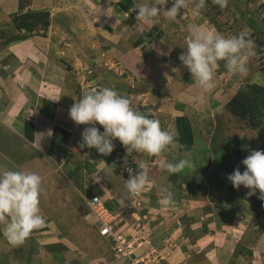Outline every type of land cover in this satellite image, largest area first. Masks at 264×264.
Instances as JSON below:
<instances>
[{"label":"rangeland","instance_id":"374dc122","mask_svg":"<svg viewBox=\"0 0 264 264\" xmlns=\"http://www.w3.org/2000/svg\"><path fill=\"white\" fill-rule=\"evenodd\" d=\"M120 2L130 8L124 10ZM173 2L169 0L165 10ZM140 3L142 0H0V24L7 22L10 26L6 29L8 36L11 33L26 37L46 36L49 29L55 31L54 25L64 30L65 42L73 48L69 60L63 61L66 68L61 81L65 94H76L78 90L80 99L86 91L101 87L120 89L118 94L128 99L139 95L131 102L133 109L159 120L161 128L176 137V143V117L184 116L191 128V146L184 149L190 152L195 167L173 175L160 169L158 160L164 158L176 162L182 158L185 152L179 151L175 144L161 157H150L135 151L127 154L126 146L115 139L114 150L108 156L98 153L95 148H88L83 169L82 158L78 159L83 156L77 149L79 146L74 142L75 147L73 143L69 144L67 136L70 133L61 129L68 135L61 141L64 153L56 157L67 162L64 158L72 152L69 161L74 164L63 167L61 172H66L69 181L80 187L79 191L88 196L95 193L102 196L110 213L118 211L117 227L129 225L132 228L138 222L148 246L153 244L155 249L160 248L163 235L167 237L169 232L168 242H176L184 253L180 259L174 258L177 264H264V200L258 198L259 190L250 196L249 189L243 186L234 188L227 179V172L231 174L237 168L244 171L241 161L251 151L264 150V0H247L246 3L244 0H229L228 7L223 10L213 0H206L199 13L193 10L194 4H190L187 9L180 10L176 20H169L161 14L151 26L137 20L138 9L135 7ZM28 10L47 11L48 26H39V29L27 33L10 25L13 16ZM2 25L0 32L4 30L5 24ZM193 26L215 30L225 37L247 33L256 45V55L249 60L247 72L231 75L222 67L224 62L221 61L214 72L213 88L201 89L187 66L179 60L180 54L187 51L186 38ZM144 33H150L151 37L143 50H136L137 55L128 54L135 48V40ZM7 35H0L3 37L0 38V53L6 52L4 37ZM76 42L81 44L76 45ZM103 76L105 81H101ZM117 80L120 81L119 87L114 86ZM130 85L136 90H128ZM238 92L254 97L253 104L259 111L255 117L240 118L230 113L226 103ZM95 126L103 131L99 124ZM54 136L62 138V135ZM141 161L149 166L153 186L135 201L125 185L128 171L133 170V174L140 171L138 165ZM108 185L120 190L116 194L119 198H112V202L105 192ZM164 186H169L174 194V203L167 208L161 204V188ZM122 197L128 198L124 206L120 204ZM132 211H136L135 216L140 219L130 216ZM57 225H60L59 231L66 234L60 222ZM91 225L95 230V222ZM126 230L125 227L124 234H128ZM107 241L104 247L111 248L112 242ZM49 243L50 238L38 240L33 235L22 245L13 247L0 234V264H40L41 261L54 262L57 259H61L60 262L65 260L64 264H87V257L94 256L95 252L90 246L84 259H77L81 253L77 257L68 254L64 258L57 257L50 252L61 251L62 246ZM79 249L77 246L73 250ZM83 250L84 247L81 251L84 253ZM111 251L107 250L109 259L90 264H119L122 260L115 259L112 248Z\"/></svg>","mask_w":264,"mask_h":264},{"label":"crops","instance_id":"0c3cea01","mask_svg":"<svg viewBox=\"0 0 264 264\" xmlns=\"http://www.w3.org/2000/svg\"><path fill=\"white\" fill-rule=\"evenodd\" d=\"M52 27L55 31L49 29L46 36H29L21 41L8 43L5 47L6 52L0 53V60L2 59L0 62L3 61L0 64V172L25 170L35 172L42 178L40 210L45 219V225L34 230L31 236H37L38 240L50 238V243L61 245L59 255L63 258L67 254L69 257L71 255L77 257V254L81 253L77 259H84L91 246L95 252L94 256L87 257L89 258L87 264L99 260L102 262L104 258L109 259L107 250L111 251V248L104 247V242H108L107 239L99 235L97 227L94 230L91 225L95 220L85 203L88 195L79 191L80 187H76L69 181L66 172L65 174L61 172L63 167L69 168L71 164L74 165L69 161L72 152L65 156L64 160L66 159L67 162H61L56 157L59 155L60 139L55 137L53 132L56 129H66L70 133L69 144L73 142L77 144L79 146L77 149L83 154L78 159L82 158L83 169H85L84 156L88 147L80 148L81 133L85 127L92 125H78L69 116L70 107L80 95L78 90L76 94L73 92L65 94L64 83L61 80L62 76H65L66 68L63 61L69 60L68 57L73 53V48L69 42H65V33L61 26ZM147 41L135 46L128 54L133 52V55H137L136 50H143ZM61 42L63 43L60 44ZM102 78L101 81H105L104 76ZM92 80L95 79L92 78ZM114 86L119 87L120 81L117 80ZM129 89L131 92L136 90L132 85L128 87ZM117 92L119 93L120 89ZM58 97L59 99L56 100ZM137 97L139 98V95L135 97L132 95L129 98L130 102ZM21 129L22 135L18 131ZM71 149L72 146L69 150ZM101 187L105 188L104 185ZM105 192L110 201L112 198L115 200L119 198L116 194L120 190L112 185H108ZM102 200L105 204L104 198ZM136 211H132L130 216L138 217V220L140 217L135 216ZM117 212L112 214L116 215ZM58 222L65 228L66 234L59 231ZM125 227L128 234H132L133 229L129 225H120L117 229L125 232ZM168 234L167 237L171 236L169 232ZM167 237L163 235L162 246L156 247L162 256L158 262L177 264L173 261L174 258L180 259L184 253L176 242L169 243L167 240L169 237ZM67 238H70V241ZM77 246L80 249L73 250ZM152 246L155 245L152 244ZM83 247L84 253L81 252ZM60 260L41 261L40 264H64L65 260L63 259L62 262Z\"/></svg>","mask_w":264,"mask_h":264},{"label":"clouds","instance_id":"9594fccd","mask_svg":"<svg viewBox=\"0 0 264 264\" xmlns=\"http://www.w3.org/2000/svg\"><path fill=\"white\" fill-rule=\"evenodd\" d=\"M169 0H142L138 9L137 20L146 25H154L163 14L169 20H176L180 10L194 4V11L199 13L206 5V0H174L172 6L165 10ZM221 10L228 7L229 0H213ZM157 5L160 7L158 8ZM187 51L180 54L179 60L187 66L192 78L201 89L210 90L214 86V72L221 61L231 75H243L247 72L249 60L256 55L255 42L245 32L225 37L215 30H205L193 26L186 38ZM56 98V100H58ZM194 100L199 97H193ZM70 118L78 125L85 127L81 133L80 148H95L104 156L114 150L113 140L118 139L126 146L127 154L146 153L150 157H161L165 150L176 143V137L169 131L163 130L159 120L134 110L128 98L121 96L114 88L101 87L86 91L69 109ZM102 126L100 131L95 125ZM22 135V129L18 130ZM241 163L245 166L241 172L234 169L227 179L234 188L241 186L249 189L248 195L256 194L264 200V150L251 151ZM160 169L173 175L195 167L190 152L176 162L167 159L158 160ZM140 171L133 174L129 170L126 189L130 196H139L149 190V166L145 161L138 165ZM101 170L105 171L104 168ZM114 171V169L112 170ZM42 178L35 172L25 170H4L0 172V229L8 243L17 247L29 238L34 230L45 225L41 215L40 195ZM163 193L161 204L169 207L174 203L173 192L169 186L161 188ZM127 197L120 199L124 206Z\"/></svg>","mask_w":264,"mask_h":264},{"label":"trees","instance_id":"16d2710c","mask_svg":"<svg viewBox=\"0 0 264 264\" xmlns=\"http://www.w3.org/2000/svg\"><path fill=\"white\" fill-rule=\"evenodd\" d=\"M247 0H244V3H246ZM120 6L124 9V10H128V8H130V6L128 4H125L124 2H120ZM48 12L47 11H43V10H28L24 13L21 14H16L15 16H13L12 18V23H10V25L12 26V24L14 25V27L16 28V30H24L27 33H31L32 31H34V29L38 28L39 26L43 27H47L48 26ZM7 22H5L3 25L0 24V26L2 25V32H0V35L2 34V36H6L9 31L6 29H9L10 26H7L6 24ZM151 37L150 33H144L141 34V36L139 38H137L135 40L134 45L137 46L140 43L149 40ZM1 39L3 37H0ZM5 38V42L6 44L11 43V42H16V41H21L23 39H26V36H15V34L11 33L9 36L7 35V37ZM222 67L224 66V64H222ZM225 67V66H224ZM256 87V90H258V86H254ZM253 100L254 97L253 96H246L241 92L236 93L227 103V107L228 110L230 111V113L234 116V117H240V118H244L247 115H251L252 117H255L258 114V109L257 106L253 104ZM177 120V130H178V144L183 145L184 147H190L191 146V128L187 122V119L184 116H177L176 117ZM54 135L59 136L62 135V138H60V143H59V148H58V154L60 153H64L65 149L63 147V142L61 143V141L65 140L66 136L68 135V133L64 130H59L58 132H56V130L53 132ZM68 137V136H67ZM179 148L178 150L181 152H185L186 148ZM59 156V155H57ZM229 172H227V175ZM226 175V176H227ZM105 206H107V203L105 204ZM108 208V206H107ZM47 248H50L52 246H45ZM50 252V251H49ZM51 254L58 256L59 255V251H53L50 252ZM162 261V260H161ZM160 262V261H159ZM161 264L164 263L163 261L160 262ZM119 264H125V262L120 261Z\"/></svg>","mask_w":264,"mask_h":264},{"label":"built area","instance_id":"2783aa9c","mask_svg":"<svg viewBox=\"0 0 264 264\" xmlns=\"http://www.w3.org/2000/svg\"><path fill=\"white\" fill-rule=\"evenodd\" d=\"M137 197L134 196L135 201ZM85 203L94 216L99 235L112 242L115 259L122 260L125 264H157L161 259L159 251L148 246L149 242L141 234L142 229L138 222L132 227L133 234H124V231L117 229V214L110 213L98 195L87 196ZM139 249L142 250L138 251Z\"/></svg>","mask_w":264,"mask_h":264}]
</instances>
